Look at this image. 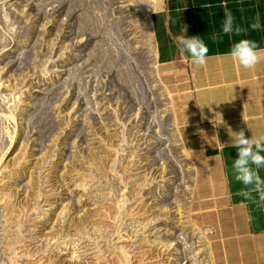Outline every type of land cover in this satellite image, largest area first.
<instances>
[{"label": "rangeland", "instance_id": "374dc122", "mask_svg": "<svg viewBox=\"0 0 264 264\" xmlns=\"http://www.w3.org/2000/svg\"><path fill=\"white\" fill-rule=\"evenodd\" d=\"M160 6L0 0V264H210Z\"/></svg>", "mask_w": 264, "mask_h": 264}, {"label": "crops", "instance_id": "0c3cea01", "mask_svg": "<svg viewBox=\"0 0 264 264\" xmlns=\"http://www.w3.org/2000/svg\"><path fill=\"white\" fill-rule=\"evenodd\" d=\"M225 8L246 31L221 32ZM159 9L156 73L193 167L190 217L204 234L210 264H264V200L257 192L251 199L236 194L244 186L233 178L237 151L230 143L241 129L246 137L264 135V59L244 68L228 55L241 38L264 49V0H166ZM257 13L262 27L253 30ZM191 35L208 47L203 64H192L177 43ZM258 171L264 179V168Z\"/></svg>", "mask_w": 264, "mask_h": 264}, {"label": "clouds", "instance_id": "9594fccd", "mask_svg": "<svg viewBox=\"0 0 264 264\" xmlns=\"http://www.w3.org/2000/svg\"><path fill=\"white\" fill-rule=\"evenodd\" d=\"M261 19L259 13L249 24V28L260 29ZM184 30L187 31L186 26ZM246 31L239 24L234 23V17L225 8L221 32L224 34H239ZM212 39H216L213 34ZM181 50L188 54L192 64L205 63L208 47L199 35L181 36L178 41ZM264 49L257 47V42L248 38H241L231 46L228 55L244 68L254 67L264 59ZM231 146L237 151V156L232 160L231 169L233 178L244 187L237 191V195L245 199H251L252 193H259L260 199L264 200V179L259 175V169L264 168V135L246 137L244 130L235 131L231 135Z\"/></svg>", "mask_w": 264, "mask_h": 264}, {"label": "water", "instance_id": "95a60500", "mask_svg": "<svg viewBox=\"0 0 264 264\" xmlns=\"http://www.w3.org/2000/svg\"><path fill=\"white\" fill-rule=\"evenodd\" d=\"M154 82L158 90L161 92L160 94L165 97V95H167V90L158 76L155 78Z\"/></svg>", "mask_w": 264, "mask_h": 264}, {"label": "bare ground", "instance_id": "6f19581e", "mask_svg": "<svg viewBox=\"0 0 264 264\" xmlns=\"http://www.w3.org/2000/svg\"><path fill=\"white\" fill-rule=\"evenodd\" d=\"M158 2H159V3H161V2H162V0H158Z\"/></svg>", "mask_w": 264, "mask_h": 264}]
</instances>
